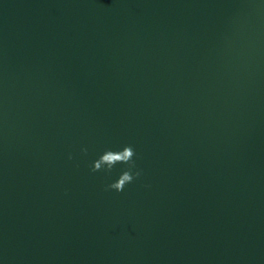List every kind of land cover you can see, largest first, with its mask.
Segmentation results:
<instances>
[{
  "label": "water",
  "instance_id": "1",
  "mask_svg": "<svg viewBox=\"0 0 264 264\" xmlns=\"http://www.w3.org/2000/svg\"><path fill=\"white\" fill-rule=\"evenodd\" d=\"M0 264H264V0H0Z\"/></svg>",
  "mask_w": 264,
  "mask_h": 264
}]
</instances>
